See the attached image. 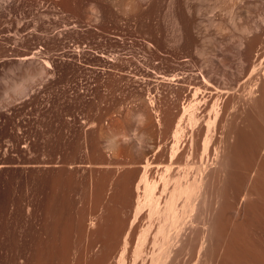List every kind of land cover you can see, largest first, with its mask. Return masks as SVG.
I'll return each mask as SVG.
<instances>
[{"label":"rangeland","instance_id":"rangeland-1","mask_svg":"<svg viewBox=\"0 0 264 264\" xmlns=\"http://www.w3.org/2000/svg\"><path fill=\"white\" fill-rule=\"evenodd\" d=\"M263 60L264 0H0V264L112 262L139 166L169 162L173 125L204 76L228 89L217 135L235 166L211 176L223 232L226 198L264 172L250 157V138L264 135ZM240 204L264 259L262 204Z\"/></svg>","mask_w":264,"mask_h":264},{"label":"bare ground","instance_id":"bare-ground-1","mask_svg":"<svg viewBox=\"0 0 264 264\" xmlns=\"http://www.w3.org/2000/svg\"><path fill=\"white\" fill-rule=\"evenodd\" d=\"M261 64L260 62L259 66ZM204 77V89L193 86L192 99L182 105V113L173 125L167 153L169 162L157 166L149 156L140 164L139 180L132 203L134 217L121 243L114 245L113 260L108 264H264L258 248L260 244L246 234L245 225L236 214L240 203L251 198L259 201L264 211V172L260 168L256 166L250 172L251 182L239 196L236 197L235 187L232 188L234 191L231 195L229 194L232 189L228 191L227 196L230 198L226 200L230 203L226 202L228 206L226 205L223 232L217 225L219 197L213 193L214 175L213 178L211 176L215 171L216 175L220 173V169L226 172L228 170L225 168H234L235 161L229 154L226 159L227 145L223 135H217L219 129L225 125L221 119V101L218 94H223L228 89L214 87ZM261 77L264 81V72ZM211 86L214 92L209 89ZM29 89L28 84H25L11 99L4 97L5 103L24 97ZM254 90L255 88H249L245 99L248 105L257 108ZM206 92L207 96L203 94ZM153 103L152 99L151 104ZM184 118L191 127L186 138ZM241 122L247 124L251 121L245 118ZM187 124L185 122L186 126ZM201 124L204 126V133L198 139ZM226 135L227 139L230 136L233 140L234 135ZM253 138H250V157L259 163L260 159L264 160V135ZM228 159H231L230 164L229 161L226 164ZM224 165L226 167L221 168ZM227 173L226 176L231 174ZM225 174L221 173L223 176ZM143 217L146 221L142 220Z\"/></svg>","mask_w":264,"mask_h":264}]
</instances>
